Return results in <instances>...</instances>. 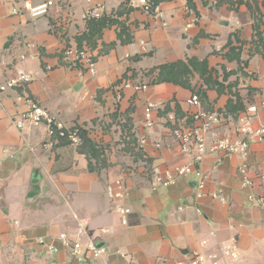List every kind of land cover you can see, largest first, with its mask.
I'll list each match as a JSON object with an SVG mask.
<instances>
[{
  "label": "crops",
  "instance_id": "0c3cea01",
  "mask_svg": "<svg viewBox=\"0 0 264 264\" xmlns=\"http://www.w3.org/2000/svg\"><path fill=\"white\" fill-rule=\"evenodd\" d=\"M17 1L0 0V59L8 69L30 74L32 81L0 94V264H75L56 240L62 232L73 235V215L86 222L88 235L106 250L92 264H176L192 253L211 252L219 256V264H236L219 253L220 245L231 241L237 246L239 264H264V209L248 201L250 196L264 195L259 179L264 174V140L252 142L244 158L213 154L195 164L194 169L206 177L201 198L196 197L193 174L178 178L169 188H153L155 173L172 172L191 162L171 133L174 125H194L193 108L186 103L194 93L170 83L154 84L156 72L149 73L186 58L205 60L213 80L232 86L218 94L194 75L191 87L205 93V107L222 114L238 97L243 112L249 106L257 108L254 121L261 122L264 45L261 54L255 53L252 41L256 31L264 39V8L260 7L256 30L254 15L236 3L191 0L192 8L186 0H164L157 17L128 6V0H91L103 7L104 16L118 21L93 39L96 74L91 76L62 59L65 48L86 46L78 44V37L88 31L86 0H51L55 5L49 14L34 21L11 13ZM189 7L198 21L184 30L191 19ZM122 26L125 42L118 38ZM230 46L235 52L228 53ZM124 80L146 84L147 89L137 93L121 89ZM27 98L67 128L88 130L90 138L105 148V167L88 171L87 158L74 146L51 144L44 125L16 130L11 122L26 109ZM148 103L158 104L151 129L144 127ZM175 104L182 113L178 119ZM239 116L222 114L208 133V142L241 138ZM127 126L141 156L136 161L123 150ZM113 132L118 143L107 153ZM146 158L150 162L144 167ZM243 163L251 186H242L238 168ZM115 180L125 185L120 202L106 195L107 185ZM118 204L130 209L126 226L115 211ZM39 240L57 251H45Z\"/></svg>",
  "mask_w": 264,
  "mask_h": 264
},
{
  "label": "built area",
  "instance_id": "2783aa9c",
  "mask_svg": "<svg viewBox=\"0 0 264 264\" xmlns=\"http://www.w3.org/2000/svg\"><path fill=\"white\" fill-rule=\"evenodd\" d=\"M127 3L128 6L139 8L146 14L157 17L160 14L159 5H153L150 0H128ZM54 5V2L51 0H45L38 4H32L29 0H18L13 6L11 13L13 15H25L29 20L34 21L46 17ZM103 12L102 6L93 4L91 0H86L84 20L98 19L103 15ZM186 12L191 15V19L186 23L184 30L189 29L192 24L198 21L197 15L193 10L187 8ZM62 59L67 64L83 68L91 76L96 74V56L86 46H82L81 48L74 46L65 48L62 52ZM6 70L8 71L7 73L4 72ZM31 81L30 74L20 68L8 69L7 64L0 59V94L9 90L24 88ZM120 88L137 93L145 91L147 85L135 84L129 80H124L120 84ZM117 98H120V96L118 95ZM186 103L193 108L191 118L194 125L188 128L175 125L171 134L179 143L181 152L191 156V162L176 167L172 172L155 173L151 180V186L153 188H169L176 184L178 178L193 174L196 179V197L201 198L205 188L206 177L200 171L195 170L194 165L201 162L205 156L213 154H219L223 157H246L252 142L264 140V119L259 123H255L254 118L257 113V108L255 106H249L238 117L237 132L241 138L230 139L221 137L208 142V133L214 126L219 124L222 119V114L217 111H206L196 94H192ZM26 106V109L11 122L16 130L21 132L26 128L44 125L47 128L50 139L56 135L58 138H66L71 146L76 147L81 144L80 136L76 130L70 131L69 128L56 120L34 100L27 98ZM157 109L158 104L156 103H148L144 107L143 118L145 128L151 129L154 127L155 123L152 113ZM238 172L243 177L242 186H251V181L248 180L247 176L248 166L243 163L238 168ZM259 179L264 183V174L260 175ZM106 195L111 201L120 202L125 196L124 183L121 180L113 181L107 185ZM211 197L213 199L218 198L215 194H212ZM218 199L220 202L225 203L224 199ZM248 201L264 209V195L250 196L248 197ZM115 211L120 217L121 225L126 226L130 209L118 204L115 207ZM72 217L76 224L73 235L69 236L68 232H62L58 234L56 240L62 248L67 250L75 264H92L91 262L93 260L102 258L106 254V250L98 246L95 240L88 235L84 220H79L75 215ZM38 243L47 252L57 251V248L53 244H45L42 240H39ZM202 245H206V242L203 241ZM219 253L223 258H227L236 264L240 263V255L234 241L222 243L219 247ZM120 256L125 258L123 254H120ZM219 260L220 258L216 253H192L186 259L177 261L176 264H219ZM124 264L132 263L126 261Z\"/></svg>",
  "mask_w": 264,
  "mask_h": 264
},
{
  "label": "trees",
  "instance_id": "16d2710c",
  "mask_svg": "<svg viewBox=\"0 0 264 264\" xmlns=\"http://www.w3.org/2000/svg\"><path fill=\"white\" fill-rule=\"evenodd\" d=\"M164 0H150L153 5H159L160 2ZM188 6L193 8V4L191 0H186ZM244 5L251 13L254 15L256 22V30H258L260 25V7L264 8V0H216V5L221 4H228L229 6H233L234 4ZM189 7V8H190ZM191 9V8H190ZM123 14L122 11L118 12V16H121ZM256 14V16H255ZM259 16V19L258 17ZM88 24V31L84 34H82L80 37H78V44L79 46L83 43L86 44V46L93 50V39L96 37H100L103 29L110 27L112 25L118 24L117 19L111 17H106L102 15L98 19H90L86 20ZM126 35V30L124 26L121 27V30L118 33V38L121 40L120 42H125V40H122V36ZM256 40L252 41V44L254 45V51L255 53H262L260 50L261 47L264 45V39L263 37L256 31ZM129 41V39H127ZM235 52V48L230 46V49L228 53ZM227 53V54H228ZM70 65V64H67ZM156 72L155 77L153 78L152 83L154 84H160V83H170L176 86H180L186 89H190L192 93L196 94L203 106V108L206 111H214L211 108L205 107V103L207 102L205 93L202 92L200 89H195L194 87H191V78L194 75H197L203 84L206 86V88L210 90H215L218 94L221 92H224L225 89H231L232 86H224L222 83L217 82L216 80L212 79V70L208 69L207 62L205 60L198 61L195 58H186L185 60H179L176 62L164 64L161 66H158L152 70L149 71V73ZM226 79V76L224 77ZM231 101L228 102L226 106V111H223L222 114H230L231 116H237L240 115L244 111V107L239 100L238 97H236V102L232 103ZM169 106L166 107L165 111H169ZM175 117L178 119L182 115L180 112L178 106L175 104L174 109ZM165 113V112H164ZM236 114V115H235ZM126 122H130L129 118H126ZM130 124V123H129ZM131 126V125H130ZM130 126H127V134L125 135L124 144L126 145L123 150L130 153L133 157V160L136 161L141 156L139 155V150L135 151L137 149V141L133 133H130ZM175 128V125H174ZM173 128V129H174ZM70 131H77V134L80 136L81 144L79 146H76L77 151L80 154H83L88 161V171H98L105 167V148H103L101 145L95 143L91 138L89 131L86 130L83 127L80 126H73L69 128ZM51 143L53 145H70L69 141L66 138H58L56 135L51 137ZM144 167L148 166V163L150 162L148 158L143 159Z\"/></svg>",
  "mask_w": 264,
  "mask_h": 264
},
{
  "label": "rangeland",
  "instance_id": "374dc122",
  "mask_svg": "<svg viewBox=\"0 0 264 264\" xmlns=\"http://www.w3.org/2000/svg\"><path fill=\"white\" fill-rule=\"evenodd\" d=\"M113 128L115 129V127H112V130H113ZM109 132H111V131H109ZM111 136H112V141H111V143H109L110 145L107 147V150H106L107 153H110L112 147H115L118 143V135L115 132H113ZM48 183L51 184L50 182H48ZM18 192L21 194L22 189L18 188Z\"/></svg>",
  "mask_w": 264,
  "mask_h": 264
}]
</instances>
